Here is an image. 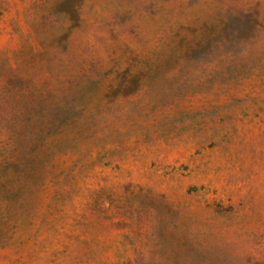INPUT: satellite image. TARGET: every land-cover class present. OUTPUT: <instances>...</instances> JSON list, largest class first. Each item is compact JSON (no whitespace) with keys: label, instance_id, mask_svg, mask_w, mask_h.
I'll list each match as a JSON object with an SVG mask.
<instances>
[{"label":"rangeland","instance_id":"obj_1","mask_svg":"<svg viewBox=\"0 0 264 264\" xmlns=\"http://www.w3.org/2000/svg\"><path fill=\"white\" fill-rule=\"evenodd\" d=\"M0 264H264V0H0Z\"/></svg>","mask_w":264,"mask_h":264}]
</instances>
